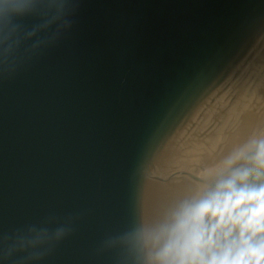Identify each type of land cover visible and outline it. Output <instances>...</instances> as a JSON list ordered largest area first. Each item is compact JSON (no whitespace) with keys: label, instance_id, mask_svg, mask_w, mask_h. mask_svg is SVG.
Listing matches in <instances>:
<instances>
[{"label":"water","instance_id":"95a60500","mask_svg":"<svg viewBox=\"0 0 264 264\" xmlns=\"http://www.w3.org/2000/svg\"><path fill=\"white\" fill-rule=\"evenodd\" d=\"M262 134L264 0H0V236L73 218L29 264H135L102 242Z\"/></svg>","mask_w":264,"mask_h":264},{"label":"clouds","instance_id":"9594fccd","mask_svg":"<svg viewBox=\"0 0 264 264\" xmlns=\"http://www.w3.org/2000/svg\"><path fill=\"white\" fill-rule=\"evenodd\" d=\"M223 163L202 191L143 213L100 250L118 245L135 264H264V134L238 145ZM72 219L51 230L29 226L27 233L0 236V260L41 259L51 251L43 245L70 234ZM13 250L26 255L12 257Z\"/></svg>","mask_w":264,"mask_h":264}]
</instances>
